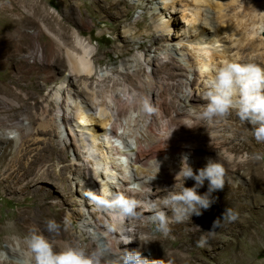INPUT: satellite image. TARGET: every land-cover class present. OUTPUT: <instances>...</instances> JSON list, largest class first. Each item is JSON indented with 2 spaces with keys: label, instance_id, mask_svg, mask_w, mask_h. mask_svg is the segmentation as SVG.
Masks as SVG:
<instances>
[{
  "label": "bare ground",
  "instance_id": "6f19581e",
  "mask_svg": "<svg viewBox=\"0 0 264 264\" xmlns=\"http://www.w3.org/2000/svg\"><path fill=\"white\" fill-rule=\"evenodd\" d=\"M75 1L76 7L67 0L64 2L69 10L63 17L55 7L53 9L57 11V15L51 14L43 0L23 1L22 11L28 16L26 22L32 23V29L22 32L21 38H29L31 43L26 45V51L17 50L15 53L26 59H33V62L29 63L30 69L43 72L41 89L56 81H62V86L61 90L50 94L43 101V105L34 107L33 114H24L29 125L23 126L20 119L15 117L8 122L0 120L4 129L15 128L18 131L19 147L16 157L36 151V162L43 161L39 165V174L44 175L50 174L52 166H47L51 162L55 161L57 166L62 165L58 173L54 171L62 185L65 183L61 177L71 174L72 171L76 172V177L80 179L82 197L87 196L89 192L99 195L97 183L109 198H114L116 194L134 197L141 202V208L138 209L140 217L132 218L136 229L140 226H152L153 221L149 217L154 212L151 206L159 204L167 190L174 188L183 157L187 156L188 160L193 162L192 168L197 174L199 169L206 166L209 158L219 160L226 169L225 187L221 191H230L229 196L220 200L212 215L219 214L221 217H217L222 218L225 209L232 207L238 216L245 212H248L249 216L232 222L222 220L221 226L216 229L227 230L235 224L242 226L245 232L249 230L248 237L253 240L252 246L263 242L264 227L258 224L264 221V166L255 159L244 161L247 153L243 152V146H233L235 136H239L244 130L236 125L239 117L235 111L226 119L211 124L200 121L198 112L201 110L200 106L207 103L203 99L206 81L212 78L215 69L225 61L257 64L261 62L264 66V43L255 41L261 39L264 30V0H165L164 11L175 12L180 8L188 24L185 30L188 35L185 42L188 45L179 50L188 67L173 63L172 69L168 71L166 63L151 58V48L140 44L138 48L145 53L140 58H144L148 67H154L152 74L141 75L144 64H140L132 74L127 72L120 75L115 72L112 76L100 77L96 73L93 37L84 38L85 31L81 28L83 23L72 18L74 10H86L94 21L100 14L106 16L111 20L107 22L115 32L121 24L128 21L130 12L114 1L109 7L102 3L106 0H92L91 4L88 0ZM31 3L30 10L28 6ZM152 18L162 20L161 12ZM98 22L102 23L101 18ZM112 22H115V25ZM68 23L78 29L76 33L69 34L65 28ZM140 24L137 22L138 26ZM169 24L170 22L156 25V28L162 30L166 25V31H169ZM177 39V44L184 43L180 37ZM164 40H169L167 35L161 36L160 41ZM227 40H230V47L225 44ZM222 42L224 50L219 54L204 47L205 44L213 47ZM154 43H157V39ZM248 51L250 53L245 57ZM122 56L123 53L118 55V59ZM190 71H194L196 75L193 80L188 78ZM118 76H122V79H117ZM75 79H78V83L72 87ZM155 86L159 88L160 93L156 92ZM185 89H188L189 94L184 92ZM0 90L1 104L11 109L16 103L12 92L4 86ZM151 97L155 101L154 108L150 105L153 111L147 112L143 100L150 102ZM55 128L60 129L62 135L66 132L67 143H64V146L74 151L72 164H65L67 158L63 154L65 149L62 142L60 141L58 146L52 143ZM200 131L201 134H196ZM222 132H232L234 137H226ZM6 141L7 138L0 136V143ZM212 145L222 150L225 156H220L218 151L211 148ZM55 147L58 148L57 157ZM43 153H48L49 156L45 157ZM6 154L7 150L2 155V161ZM15 165L16 159H13L4 175L9 174ZM240 170H245L249 176L240 173ZM238 175L243 179L236 186ZM6 177V181L11 178L10 175ZM132 185H138V190L130 192ZM183 185L195 187L196 181L187 179L184 182L180 179L174 190L180 191ZM245 186L248 188H244ZM208 188L206 180L197 191H205ZM244 198L254 200L249 204L242 202ZM67 204L68 201L59 203L62 207ZM81 206L86 208L87 203H81ZM98 209L102 212H89L90 222L87 224L98 232L103 247L110 249L104 257L105 262L118 259L124 250L139 251L143 257L153 260L145 255L146 250L140 248L139 243L132 241L129 244L124 241L123 237H131L134 240L136 234L128 229V219H120L119 208ZM163 210L172 218L170 209ZM216 219H211L205 224L200 237L209 231L206 232L207 229L212 228ZM173 223L174 220L169 224V231L173 228ZM212 234L206 236V243L203 245H209V240H213ZM66 235L64 231L50 235L48 239L53 244H58L60 249L65 243H70L63 240ZM73 243H77L75 239ZM10 244L13 248H10L9 254L13 259L7 264H24L26 259L13 257L16 253L15 247L21 248L20 239L16 238L15 242ZM85 246L89 250L93 249L94 240ZM249 248L251 247L246 243L239 241L234 249H230V254Z\"/></svg>",
  "mask_w": 264,
  "mask_h": 264
},
{
  "label": "rangeland",
  "instance_id": "374dc122",
  "mask_svg": "<svg viewBox=\"0 0 264 264\" xmlns=\"http://www.w3.org/2000/svg\"><path fill=\"white\" fill-rule=\"evenodd\" d=\"M23 1L25 0H0V88L2 86L8 88L12 92V98L16 101L11 109L6 108L0 101V120L8 122L9 119L15 117L20 119L23 126H27L29 121L24 114H33L34 107L43 105V101L50 94L53 95L56 91L61 90L62 81H56L41 89L43 72L37 69H30L29 63L30 61L33 62V59L30 57L26 59L15 53L17 50L26 51V45L31 43V39L21 38L22 32L32 29V23L26 22L28 16L22 11ZM43 1L51 14L57 15V11L53 7L60 11L61 17L65 16L69 10L64 3L66 0ZM67 1L71 5L77 6L75 0ZM113 1L114 3L122 4V7L130 12L128 21L121 24L116 32L111 29L107 22L111 20L101 14L94 21L86 10L80 12L75 8L72 16L74 20L83 23L81 28L85 31L84 38L93 37L92 47L95 49L94 61L97 66L96 73L98 77L104 75L112 76L115 72L120 75L127 72L132 74L139 68L140 64H144L141 75L152 74L154 67H148L144 63V58H140L141 55L144 56L145 54L143 50L138 48L140 44L151 48L149 52L151 58L157 59L160 63H166L168 71L172 69L173 63L185 68L188 67L187 61L179 51L188 45L185 42L188 40V35L185 34L188 24H186L180 8L179 10L177 8L175 12L172 10L165 12L163 9V1L165 0H106L102 3L109 7ZM91 2L92 0H88L89 4ZM95 6L92 8L94 9ZM28 8L32 9V3ZM158 12H161L162 20L152 18ZM100 18L102 23L98 22ZM137 22L141 23L140 26L137 25ZM166 22H170L167 25L170 26L169 31H166V25L162 30L156 28V25L160 26L161 24H166ZM112 24L115 25V22H112ZM65 28H67L69 34H74L78 30L69 23L65 25ZM162 35H167L169 40L166 42L165 40L160 41ZM173 37H175L174 41L172 40ZM179 37L184 40V43L180 45L177 44V38ZM156 39L157 43L155 44ZM255 41L256 43H260V41L264 43V30L261 39ZM223 44L224 42L213 47L205 44L204 47L209 48L213 53L219 54V52L224 50ZM225 44L230 47V40H227ZM122 53L123 56L118 59V55ZM249 53L250 51L245 53V57ZM259 63L262 66V63ZM190 73L188 78L193 80L196 75L194 71H190ZM117 79L121 80L122 76H118ZM76 83H78V79H75V83L71 84V86L75 87ZM67 85L66 82L65 86ZM154 89L160 93L157 86ZM184 92L189 94L188 89H185ZM61 94L63 93L61 92ZM145 102L143 100V104ZM154 102V98L151 97V101L147 102V104L154 108ZM236 125L244 130L242 134L235 136L236 140L233 146L237 148L243 146V152L247 153L246 158L244 157L243 159L244 161L255 159L261 163V166H264V143L255 141L251 135L250 124L238 119ZM53 130L52 143L58 146V143L62 142L65 149L63 154L67 158L65 164H72L75 158L74 151L72 148L64 146V143H67L66 132H64V136L61 134L62 131L60 129L55 128ZM201 133L202 131L196 134L199 135ZM221 134L226 137H234L232 132H222ZM0 136H4L8 140L0 143V264H7L8 261L13 259L9 254L10 248H13L10 242H15L16 238L20 239L22 244L21 248L15 247L16 253L13 257L19 260L26 259L27 250L24 239L32 229H37L47 239L50 235L65 231L67 235L64 237V241L73 243L75 239L77 243L85 246L89 241L94 240L95 246L93 249L97 246L103 247V242L99 240L98 232L87 224L90 222L89 212H102V210L98 209L94 201L89 200L91 199L89 195L81 196L80 179L76 177V172L72 171L71 174L61 177L65 183L62 185L60 180L54 175V171L58 173L62 165L57 166L55 161L51 162L47 166V168L52 166L50 168L51 175L47 173L46 175L39 174V165L43 161L36 162V151L34 153L29 151L30 153L26 155L16 157L19 139L18 131L15 128L4 129L0 123ZM200 143L204 144L203 142ZM211 148L218 151L220 156H225L223 151L219 150V148L217 149L216 146L212 145ZM5 150H7V154L4 157V161H2V155ZM54 150H56L55 157H57L58 148L55 147ZM249 151L253 152L249 153ZM257 155L261 158L256 159ZM43 156L48 157L49 154L43 153ZM13 159H16L17 165L10 169L9 174L4 175ZM188 163L191 167L193 166L191 160H188ZM240 173L249 176L245 170H240ZM8 175L11 178L6 181V176ZM242 179L241 176H237L236 186L239 185ZM97 184L100 192L99 183ZM64 187L66 189H63ZM244 188H248V186ZM208 189L205 191L199 189L198 194L204 195L208 192ZM229 191V189H226L213 192L215 194L213 195L212 193L211 198L214 203L209 209L203 210L202 215L193 216L186 222H176L174 220L173 228L170 230L172 233L168 231L165 234L158 230V224L155 222H152L151 227L140 226L136 229L135 221H132V218H125L128 219V229L136 234L135 239L132 241L139 243L138 246L146 250L145 255L156 260L157 264H264V241L257 243L256 247L252 246L253 240L248 237L249 230L245 232L242 226L235 224L227 230L215 229L214 234H212L213 240H209V245H197V241L201 238V230L206 226L205 224L211 219L221 217L219 214H212L218 208L220 200L229 196ZM252 200L254 198H244L242 202L250 204ZM62 201H68L69 204L62 207L59 205ZM84 202L87 203L86 208L81 206V203ZM257 209L255 208V210ZM171 216H173V213ZM247 216H249V213L245 212L238 216L237 220H243ZM49 220H54L58 224L59 227L56 232H48L47 222ZM258 225L264 227V221ZM211 229H207L206 232ZM239 241L246 243L253 249H239L234 254H230V249H234ZM53 245L59 250L58 244L54 243ZM158 249L161 251H157ZM249 252L250 254H248Z\"/></svg>",
  "mask_w": 264,
  "mask_h": 264
},
{
  "label": "clouds",
  "instance_id": "9594fccd",
  "mask_svg": "<svg viewBox=\"0 0 264 264\" xmlns=\"http://www.w3.org/2000/svg\"><path fill=\"white\" fill-rule=\"evenodd\" d=\"M207 71V69H205ZM203 99L206 104L200 106L198 119L207 124L219 122L226 119L233 111L236 112L240 121L251 125V135L257 143H264V66L255 62L225 61L222 66L215 69L212 78L206 81V91ZM145 111L152 112L153 109L145 102ZM256 159L261 157L257 155ZM159 168L160 165L157 162ZM159 171V170H158ZM226 169L219 160L209 158L206 166L195 172L188 163V157L182 159L181 169L176 175V184L172 190L161 199L159 204L152 205L154 214L149 217L158 224V230L168 233V225L172 220L184 222L193 216H200L203 210L209 209L214 200L211 194L225 187ZM193 179L195 187H183L175 191L177 181ZM209 181L208 192L204 195L198 194L197 189ZM138 190V185H132L130 192ZM91 200L98 207L119 208L120 219L139 218L141 202L131 196L116 194L109 198L104 194L103 188L100 194L88 193ZM164 208L173 213L169 218ZM238 213L232 208H226L222 218H217L212 229L197 241L198 246L206 243V236L211 235L214 230L221 226V221L232 222L238 219ZM58 224L54 220L47 222L48 232H56ZM198 229V228H197ZM126 243H131V237H123ZM26 260L24 264H157L156 260H149L142 256L139 251L124 250L118 259L105 262L104 257L110 251L107 246H97L89 250L79 243H65L63 247L56 250V246L50 242L37 229H32L25 237Z\"/></svg>",
  "mask_w": 264,
  "mask_h": 264
}]
</instances>
